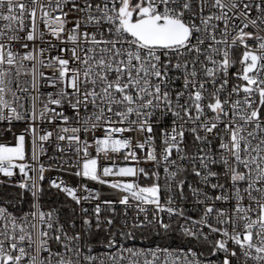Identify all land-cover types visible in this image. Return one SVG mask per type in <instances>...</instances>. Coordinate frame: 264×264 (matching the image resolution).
Returning a JSON list of instances; mask_svg holds the SVG:
<instances>
[{"label": "snow or ice", "instance_id": "1", "mask_svg": "<svg viewBox=\"0 0 264 264\" xmlns=\"http://www.w3.org/2000/svg\"><path fill=\"white\" fill-rule=\"evenodd\" d=\"M0 125V264H264V0H0Z\"/></svg>", "mask_w": 264, "mask_h": 264}, {"label": "built area", "instance_id": "2", "mask_svg": "<svg viewBox=\"0 0 264 264\" xmlns=\"http://www.w3.org/2000/svg\"><path fill=\"white\" fill-rule=\"evenodd\" d=\"M0 127H3V125H0ZM22 129H23V122H17V124H16V130L17 131H20ZM8 139L11 140L12 137L9 135ZM141 156H143V153H141ZM117 162L120 163V164L125 163L122 159L121 160H118ZM104 163H106V162H104ZM127 163L129 165H131L133 162L128 161ZM52 175L55 176L56 174L55 173H52ZM64 178L65 179H68V177H64ZM140 182L141 183H144L145 181L143 179H141ZM87 183L89 184L90 187H92L94 189H100L101 190V194H102V196L104 198H108V199L115 200V199H117V197L119 195V193L116 190H113L111 188H108L106 185L105 186H101V185H99V184H97L95 182H92V181H88ZM86 206H88V207L91 208V205H86ZM118 210H120L119 206H118ZM134 214H135L134 210H130L129 211V216L130 217L133 216ZM142 244H147V243H139V242H136V246L137 247H140Z\"/></svg>", "mask_w": 264, "mask_h": 264}, {"label": "trees", "instance_id": "3", "mask_svg": "<svg viewBox=\"0 0 264 264\" xmlns=\"http://www.w3.org/2000/svg\"><path fill=\"white\" fill-rule=\"evenodd\" d=\"M138 235H139V234H138ZM137 242H139V243H147L146 240H138Z\"/></svg>", "mask_w": 264, "mask_h": 264}]
</instances>
